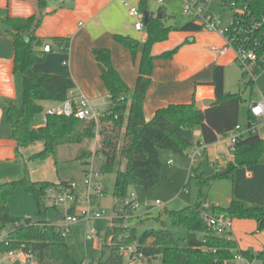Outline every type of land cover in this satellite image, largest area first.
<instances>
[{
	"label": "trees",
	"instance_id": "obj_1",
	"mask_svg": "<svg viewBox=\"0 0 264 264\" xmlns=\"http://www.w3.org/2000/svg\"><path fill=\"white\" fill-rule=\"evenodd\" d=\"M148 0H141L139 10L147 11ZM233 8L245 9V27L255 22L258 26L248 34L247 47L252 48L257 42L258 67H264V0H222ZM46 7L45 0H37V13L28 18H7L3 21L6 33L13 40L14 74L22 80V97L20 106L9 103L6 107V120L10 127L9 138L19 149L41 142L44 149L33 155L31 161H44L52 158L57 163V151L61 146L81 145L100 137L96 155L103 161L98 171L104 176L114 174V200L123 202L134 186L145 190L151 189L161 180L162 163L160 151H171L187 156L192 143L183 138L178 130H196L201 134L200 145L215 143L219 136L230 135L238 125L239 107L242 98L237 94L224 91V68L214 66L210 85L214 88L216 103L206 110L196 108V103L170 105L159 110L151 121H146L143 104L151 85L155 60H169L178 51L179 46L161 54H154L155 44L168 39L172 30L181 32H201L202 27L188 21L181 27L171 29L164 25L165 18L161 9L156 15L150 14L145 27L147 38L141 43L133 38L114 35L115 42L127 48L135 62L140 55L138 77L135 88L131 91L121 79L111 63L109 49H94L93 56L101 72V80L109 92V105L105 115L99 119L98 129L93 122H86L74 117L48 115L46 123L34 128L33 120L43 111L42 102H62L68 92L75 88L70 77L42 74L34 66L44 60L39 52L42 42L36 37ZM161 15V18L158 17ZM236 17V16H235ZM235 24V19H234ZM240 43V41L238 40ZM258 67L256 68L258 70ZM252 80H250L251 82ZM164 117L170 124L159 122ZM251 116L249 114V124ZM264 154V141L258 135L241 138L234 148V160L229 162L225 172L220 175L204 177L198 167H191L192 178L201 189L216 178L233 179L237 168L257 164ZM92 152L79 150L76 160L89 165ZM26 172V171H25ZM74 181V180H71ZM71 181L33 182L27 175L17 181L0 184V208H5L9 197L16 188H23L31 195L37 206L34 218L11 219L6 237L0 240V252H7L25 245L37 257L38 264H83L84 249L81 243L82 225L72 228L68 237H63L44 217L47 211L54 210L55 219H60V209L47 207V190L67 186ZM201 195L199 191L198 197ZM202 201L187 206L179 211H165V216L173 224L184 225L189 230L187 246L182 248L179 241L168 230H146L138 236L135 226H129L132 219L114 217L106 228L105 239L99 247V256L87 264H126L122 249L134 242L148 260L159 259L160 264H226L232 261L236 242L231 234L215 237L206 229L201 216ZM70 213L72 210L69 211ZM209 212L223 214L233 219H253L258 230H264V207L247 206L238 200H232L226 208L210 206ZM124 215H134L128 208ZM197 234H201L198 238ZM111 242L107 244V239ZM248 260L264 261V252L251 255L242 252Z\"/></svg>",
	"mask_w": 264,
	"mask_h": 264
},
{
	"label": "crops",
	"instance_id": "obj_2",
	"mask_svg": "<svg viewBox=\"0 0 264 264\" xmlns=\"http://www.w3.org/2000/svg\"><path fill=\"white\" fill-rule=\"evenodd\" d=\"M45 1L44 15L36 30V37L42 42L39 52L44 60L34 66L35 71L70 77L75 83L73 92L83 95L92 108L102 112L110 103L109 92L101 80L93 50L106 48L110 50L113 68L132 91L138 77L140 55L134 62L130 51L115 42L113 36L120 35L145 42L146 31L137 32L134 29L135 19L130 15V8L139 9L141 0ZM35 13L37 0H0V184L20 180L25 175L33 182L59 183L52 158L44 161L30 160L44 149L43 143H33L19 149L18 155L16 154V143L9 138L10 127L6 120L7 105L21 104L22 80L14 74L13 40L6 33L3 21L7 18H28ZM47 45L50 51L44 52ZM223 45L221 36L207 31H171L166 41L155 44L154 54H161L177 46L179 49L169 60L154 61L152 82L143 104L145 120H153L159 110L170 105L215 99L214 88L210 85L214 66L224 68L236 64L233 51L218 53L217 50ZM252 103L257 102H251L250 105ZM56 104L57 102L50 101L41 103L43 111L55 107ZM157 120L170 125L164 117ZM43 125L42 122L33 123L32 126L38 128ZM178 132L192 143L188 156L192 149L200 145V131L179 129ZM258 136L264 141V128L259 129ZM230 145L229 135L219 136L215 143L204 145V158L218 168L219 174L225 172L227 164L234 160ZM164 153L159 152L160 159ZM217 158L225 161L217 163ZM87 168L84 167L72 180H80ZM233 182L235 198L228 201L229 205L236 199L247 206L264 207V154L257 164L237 168ZM206 202L210 206H216L209 200ZM36 211L33 197L24 189L16 188L8 205L0 208V232L9 226L11 217L34 218ZM7 228L0 240L6 237Z\"/></svg>",
	"mask_w": 264,
	"mask_h": 264
},
{
	"label": "rangeland",
	"instance_id": "obj_3",
	"mask_svg": "<svg viewBox=\"0 0 264 264\" xmlns=\"http://www.w3.org/2000/svg\"><path fill=\"white\" fill-rule=\"evenodd\" d=\"M147 7L148 11L152 13H157L161 9L165 15L163 23L166 27L171 29H175L190 21V18L185 14L183 0H165L164 4L161 6L157 4L156 0H148ZM208 13L211 15L215 14L220 18V29L224 30L230 25L235 10L222 8L218 0H213L208 6ZM174 31L175 30H172V32ZM251 79L252 81L250 82ZM224 91L227 94H237L241 96L242 102L239 107L238 125L242 129H245L248 126L250 103L259 102L264 99V72L259 70L251 75L250 73L243 72L237 64L226 66L224 67ZM45 111L46 110L37 114L33 123L42 124ZM95 125L96 129H98L99 124ZM99 141L100 137L96 136L92 142H84L81 145H65L58 148L57 163L55 166L57 175L59 176V182L75 179L84 167L98 170L99 165L103 161L100 156L96 155ZM81 149L92 152L89 165H83L80 161L76 160V155ZM162 152L165 153L161 155L160 159L162 163L161 180L149 190H145L140 186H134L130 189V192L135 194L136 202L140 207L136 209L128 225L136 227L138 236L146 230H168L179 241V246L184 248L187 246V238L190 233L188 228L184 225L173 224L172 221L165 216V211H179L187 206L196 204L198 201L203 202L206 200L211 201V203L218 207L226 208L229 206L228 201L234 197V182L233 179L216 178L210 180L207 185L203 184L200 189L191 175V153L184 158L171 151L164 150ZM221 161H225V159ZM169 162H172V164ZM196 163L198 172H203L204 177H210L220 172L218 168L213 163H209L204 156L199 157ZM114 181V174H107L102 177L105 193L98 199L95 205L92 206L94 212L100 213L104 211L105 214L86 224H79L82 225L81 243L84 249L86 263H89L92 259H97L99 256V247L105 239L106 228L109 225L108 221L113 216L115 200L112 197V192L114 189ZM200 190L201 195L198 197ZM12 196L13 194L9 199ZM156 201H159L161 205H154ZM146 203L151 205L149 211H147V207H145ZM46 206H52L50 199H47ZM53 211L54 210L50 208L44 218L53 220ZM22 218H24V216L11 217V219ZM6 228L0 232V236L3 235ZM91 228L97 231V236L87 241L84 239V233ZM197 237L200 238L201 234H197ZM231 237L236 242L234 252L242 251L251 255L264 252V230L259 231L253 219H233L231 224ZM110 242L111 240L108 238L107 244ZM141 264H160V260H147L141 262ZM253 264L260 263L254 262Z\"/></svg>",
	"mask_w": 264,
	"mask_h": 264
},
{
	"label": "built area",
	"instance_id": "obj_4",
	"mask_svg": "<svg viewBox=\"0 0 264 264\" xmlns=\"http://www.w3.org/2000/svg\"><path fill=\"white\" fill-rule=\"evenodd\" d=\"M66 1V0H63ZM122 1V0H121ZM165 0H156L158 5H163ZM213 0H183L185 14L190 18V21L196 22L202 27V31L216 33L224 40V45L218 51L219 54H225L231 50L235 54L236 64L243 72L255 73L258 67V55L256 53L257 42H254L252 48L247 47L245 43H249L248 34H252L254 29L258 26L255 22L251 23L249 27H245V9L233 8L235 13L232 16L230 25L224 29H220V18L217 15L208 13V6ZM222 8H229V6L218 0ZM130 15L135 19L134 29L137 32L145 30L144 15L138 8H130ZM236 16V17H235ZM235 19V24H234ZM240 41V43L238 42ZM44 52H49L50 47H44ZM264 72V67H258V71ZM252 80V79H251ZM105 111L98 112L91 107L88 100L81 94H75L73 90L68 92L67 98L58 102L55 107L47 110L44 115L43 123L47 121L48 115H60L64 117H74L81 121L93 122L98 124L99 119L105 115ZM251 120L245 129L236 125L233 132L229 135L230 152L234 153L235 144L241 138L258 135L259 129L264 128V99L257 103H252L249 108ZM189 153L192 154L191 167L197 165V159L204 154V145H199L192 149ZM221 158H217V163ZM103 175L92 168H87L80 180L71 181L67 186H59L47 190V198L52 202V206L60 209V219L48 220L54 225L56 231L63 237H68L72 233V228L81 223L91 222L93 219L100 218L105 213L104 211L94 212L92 206L100 199L105 191L102 182ZM156 206L161 203L156 201ZM140 205L136 202V196L130 192L128 197L120 202L115 200L113 207V216L108 221L109 224L114 217L123 218L125 221L132 218L131 215H124L126 208L132 210L135 214L136 209ZM147 211L150 210L151 205L146 203ZM201 216L205 223L206 229L215 237H223L231 234L232 219L223 215H214L209 212L210 205L203 201L201 206ZM72 210L70 213L69 211ZM97 236V231L94 228L85 231L84 239L90 241ZM123 257L126 264H141L148 259L144 256L142 251L137 248V244H129L122 249ZM259 262L264 264V261L259 259L248 260L241 252H233L232 261L227 262L231 264H253ZM0 264H38L35 253L27 250L25 245L19 248L0 252ZM83 264H87L86 262Z\"/></svg>",
	"mask_w": 264,
	"mask_h": 264
},
{
	"label": "water",
	"instance_id": "obj_5",
	"mask_svg": "<svg viewBox=\"0 0 264 264\" xmlns=\"http://www.w3.org/2000/svg\"><path fill=\"white\" fill-rule=\"evenodd\" d=\"M144 15V25L147 26L149 23V19H150V14L148 11H144L143 12ZM159 18H161V15H158ZM216 103L215 99H207V100H202L199 102H196V108L199 110H206L208 108H210L211 106H213ZM224 172L220 173V175H222ZM231 264V263H228Z\"/></svg>",
	"mask_w": 264,
	"mask_h": 264
}]
</instances>
